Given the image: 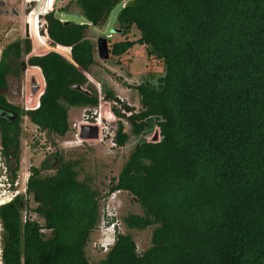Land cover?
<instances>
[{
    "label": "trees",
    "instance_id": "16d2710c",
    "mask_svg": "<svg viewBox=\"0 0 264 264\" xmlns=\"http://www.w3.org/2000/svg\"><path fill=\"white\" fill-rule=\"evenodd\" d=\"M134 1L128 7L124 0H76L86 24L62 22L66 8L47 13L51 46L69 49L70 58L57 50L33 55L28 38L4 47L0 148L16 173L23 117L62 138L70 131V108L99 106L87 77L96 65L88 33L122 6L117 22L125 39L112 45L110 58L140 45L164 67L159 87H136L138 112L125 103L112 107L134 136L150 120L159 130V139L135 145L111 189L140 206L141 215L122 223L153 229L151 246L139 251L131 235L116 231L113 246L91 263L86 249L102 217V197L78 180L75 162L45 163L31 167L26 184L43 225L29 217L23 223L21 198L0 208L4 264H264V0ZM133 29L136 41L128 39ZM27 67L37 70L44 89L37 108L23 111L1 92ZM103 99L118 102L111 92ZM127 140L120 125L114 141Z\"/></svg>",
    "mask_w": 264,
    "mask_h": 264
},
{
    "label": "rangeland",
    "instance_id": "374dc122",
    "mask_svg": "<svg viewBox=\"0 0 264 264\" xmlns=\"http://www.w3.org/2000/svg\"><path fill=\"white\" fill-rule=\"evenodd\" d=\"M75 1L56 0L54 9L60 11L66 8V14L60 15L63 20L76 24H86L87 21L81 15ZM21 3H25V1L0 0V48L16 42L22 37V39H30L33 55L42 56L57 50L63 56L70 58L69 49L62 47L55 49L51 46V41L44 33L45 26H42V17L37 18V12L40 11V8L35 3L31 4L30 7L24 9L20 16L18 8L21 7ZM121 7L113 10L105 26L91 27L88 33V39L95 47L96 65L87 74V77L90 86L101 92L102 99L99 106L91 110L80 107L70 108V131L62 138L38 129L27 117H23L21 123V162L17 175L18 190L21 193L19 197L24 203L22 216H27L43 225V221L33 213L35 204L25 197L31 167L41 169L45 163L47 166L56 167L63 161L75 162L78 180L89 184L102 197L100 203L102 217L86 249L91 263H97L104 257L106 252L101 247L109 246L114 242L113 230L121 234L131 235L139 251H146L150 248L153 232L151 228L139 231L123 225L124 218L131 215H141V208L130 194L122 191L111 192L113 181L118 178L135 145L143 141L152 142L159 139V130L155 122L150 120L145 133L134 136L131 125L112 113V107L119 109V106L104 100V95L111 92L116 98L123 99L126 105L133 107L138 112L141 109V103L136 87L146 83L155 85L164 75L162 64L150 58L146 48L140 45H135L121 57H113L108 61L99 59L97 52L99 39L108 40L110 54L112 45L125 39L120 32H114L119 31L117 17ZM28 19L32 34H30L26 24ZM139 37L140 33L136 29H133L128 35L130 41H136ZM29 68H26L22 79L11 78L9 88L1 92L12 104L19 106L23 111L37 108L39 97L44 89L43 82L37 75V70L33 72ZM33 80L41 88L36 95L32 94ZM99 115L102 119L100 128L97 127L99 138L81 140L79 127L96 123ZM120 125H122L123 133L128 136L124 146H118L114 141ZM54 172L46 170L42 174L50 175Z\"/></svg>",
    "mask_w": 264,
    "mask_h": 264
},
{
    "label": "built area",
    "instance_id": "2783aa9c",
    "mask_svg": "<svg viewBox=\"0 0 264 264\" xmlns=\"http://www.w3.org/2000/svg\"><path fill=\"white\" fill-rule=\"evenodd\" d=\"M26 5L30 7L31 4H36L38 8H40V11L37 12V18L42 17V20L44 16L52 12L54 10V6L56 3V0H24ZM29 19L26 21V24L28 25V30L30 32V25L28 24ZM62 21V20H61ZM42 26H45V21H42ZM63 22V21H62ZM44 33L47 36L46 29L44 27ZM147 84V83H146ZM149 85V84H147ZM153 87H159V84L156 82L155 85H152ZM99 99L101 102V92L99 90ZM112 103L115 106H119V109H121V104L124 103L123 99H118L117 101H112ZM117 108V107H115ZM102 124L101 115H99V118L96 119V123H93L91 125H94L98 128H100V125ZM90 125V124H89ZM18 172L14 173L11 165L8 164L7 159L2 154L1 148H0V208L12 203L16 199L20 198L21 196L20 191L18 190ZM25 197L26 195V189H25ZM24 211V210H23ZM27 216H22L23 223L26 221ZM104 249L105 252L109 251L108 245H105L101 247ZM0 264H4L3 262V225L0 218Z\"/></svg>",
    "mask_w": 264,
    "mask_h": 264
},
{
    "label": "water",
    "instance_id": "95a60500",
    "mask_svg": "<svg viewBox=\"0 0 264 264\" xmlns=\"http://www.w3.org/2000/svg\"><path fill=\"white\" fill-rule=\"evenodd\" d=\"M127 3L128 7H132L135 4L134 0H124ZM114 32H120V31H114ZM97 52L98 57L102 61H108L110 59V49H109V43L107 39H99L98 45H97ZM71 62V61H70ZM41 88L39 85L35 83V81H32V94L36 95L40 92ZM79 137L81 140H96L99 138L98 136V129L94 125H82L79 127Z\"/></svg>",
    "mask_w": 264,
    "mask_h": 264
},
{
    "label": "crops",
    "instance_id": "0c3cea01",
    "mask_svg": "<svg viewBox=\"0 0 264 264\" xmlns=\"http://www.w3.org/2000/svg\"><path fill=\"white\" fill-rule=\"evenodd\" d=\"M27 5H26V3H21V7L20 8H18V10L20 11V16L22 15V13L24 12V9H27ZM61 16H62V14H61ZM60 16V17H61ZM63 22H66V21H68V20H63V19H61ZM20 40H23L22 39V37L20 38ZM4 49V46H2L1 48H0V60H1V53H2V50Z\"/></svg>",
    "mask_w": 264,
    "mask_h": 264
},
{
    "label": "clouds",
    "instance_id": "9594fccd",
    "mask_svg": "<svg viewBox=\"0 0 264 264\" xmlns=\"http://www.w3.org/2000/svg\"><path fill=\"white\" fill-rule=\"evenodd\" d=\"M113 231H114L113 236H114V241H115V233H116V230H113ZM113 244H114V242L112 244H110L108 247L111 248L113 246Z\"/></svg>",
    "mask_w": 264,
    "mask_h": 264
},
{
    "label": "bare ground",
    "instance_id": "6f19581e",
    "mask_svg": "<svg viewBox=\"0 0 264 264\" xmlns=\"http://www.w3.org/2000/svg\"><path fill=\"white\" fill-rule=\"evenodd\" d=\"M63 49H66V48H63ZM60 53V51H58Z\"/></svg>",
    "mask_w": 264,
    "mask_h": 264
}]
</instances>
